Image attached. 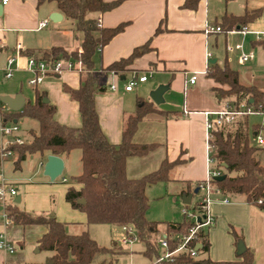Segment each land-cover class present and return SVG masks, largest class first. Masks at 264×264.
<instances>
[{
  "label": "crops",
  "instance_id": "1",
  "mask_svg": "<svg viewBox=\"0 0 264 264\" xmlns=\"http://www.w3.org/2000/svg\"><path fill=\"white\" fill-rule=\"evenodd\" d=\"M222 1L198 0L194 7H188L185 6L186 0H124L108 12L90 15L97 20L98 26L102 28H112L120 23H127L125 29L114 36L103 48L97 50L93 58V73L98 76L99 87L103 88L94 96L102 133L110 144H119L123 117L134 113L136 100L140 98L152 102L150 95L158 88L165 87L162 95L163 102L159 105L154 104V106L160 111L168 112V115L150 114L146 116L138 124L132 139L136 144H156L157 147L146 156L129 157L126 161V176L130 179H137L155 171L164 159L171 162L180 158L184 163L170 170V180L167 183L172 184L173 195L180 201L182 196L190 194V204L193 203L194 198L198 200L201 197L200 191L194 193L197 185L205 181L210 172H221L215 167L214 161H208L206 152L203 112L219 110L225 106V103L213 91L218 85L206 75L208 66L211 64L210 61L215 60L214 64L220 68L227 64L228 67L235 70L241 85L264 89V47L258 44L264 37L261 40H256L250 33H240L241 37H252L248 41L249 45L243 47V44L239 43L241 37L235 34L236 31L238 32V28L224 32V42L230 41L241 46L240 49H236L235 45L232 50L240 53L239 60L241 62H250L249 67L245 69L239 66L233 56L227 54L220 62L216 58L211 44L213 39L216 45V35L219 33L206 34L204 32L206 24L219 26L217 22L224 15L240 16L245 11L262 7L264 0H256L255 5L258 6L255 7L246 4L240 14L231 12L232 10H228V7L223 8ZM0 6V96L14 97L20 94L24 99V104L26 102L34 103L37 92L45 93L47 102L56 109L55 120L68 127H79L78 105L70 95L62 92L61 88L62 84H65L76 89L80 83L79 73L68 71L56 76H47L41 84L36 87L31 86L28 84V80L32 75L26 70L28 57L22 52L36 53L51 47L77 51L81 46V35L77 34L74 37L71 21L65 18L54 3L45 2L38 5L36 0H8L5 5L0 3ZM54 12L61 14L60 21L52 22L49 19V16ZM42 22H46V25L40 26ZM157 28L160 29V32L154 34ZM232 36L235 37L234 40H232ZM147 41L150 43V51L134 60L123 74L104 71L113 62L127 58L136 47ZM17 45H20L18 55L16 54ZM242 53L252 54L253 57L242 61ZM16 55L18 56V67L12 77L7 79L4 72L6 61L9 57ZM193 74L197 75V79L194 84H190L188 80ZM133 75L146 76L147 79L144 82H137L131 91H125L126 82ZM2 80L9 82L6 83ZM181 91L184 94L179 104L175 101V97L182 94ZM186 91L190 93L189 98ZM0 107L2 111H9L3 113L0 111L1 122L8 123L4 120L3 114H9L12 111L1 102ZM241 119L243 117L238 118L235 123L225 128L230 130L236 128ZM17 122L18 120L13 121L16 124ZM255 133L258 132H253V135ZM17 136L22 141L24 140L19 133ZM9 139V141L12 140ZM9 141H5V144L0 148H4ZM76 150L58 156L62 159L64 168L67 159ZM78 152L77 157L80 161L81 152L79 150ZM48 155H50L48 152L40 155L43 158L39 163L42 171ZM46 182H51L48 177L40 184L46 185ZM32 186L36 188L37 185L32 183ZM70 186L76 190L80 188V185L71 183L63 191V196ZM27 187L29 188L28 185ZM13 189L15 188L13 187ZM7 197L8 201L12 198ZM17 197L21 202V197ZM68 207L70 210H75L69 204ZM208 212L214 219V225L208 231L209 249L202 256V261H208L206 264L241 261V254H237L238 242L235 243L229 232L232 227L241 237L240 241L243 243L245 251L249 249L252 252L254 264H264V211L247 204L242 195H224L212 190ZM37 213L47 215L50 212L38 211ZM1 214L2 209L0 210ZM53 215L60 222L64 219L60 218L59 214L53 213ZM76 221H79L81 228L79 230L70 229L66 232L76 234L86 230L88 225L85 220L68 219H65L64 222L65 229L68 224H73ZM5 226V231L10 234L5 233V237L12 245L13 251L0 250V264H11L7 262L10 261V258L6 254L15 252L14 243L21 247L24 246V242L20 243L14 240L13 231L17 228H21L23 233L26 230H33L37 233L34 245L36 246L35 252H38L37 241L46 232L44 226L10 224ZM199 255L200 253L196 259Z\"/></svg>",
  "mask_w": 264,
  "mask_h": 264
},
{
  "label": "trees",
  "instance_id": "2",
  "mask_svg": "<svg viewBox=\"0 0 264 264\" xmlns=\"http://www.w3.org/2000/svg\"><path fill=\"white\" fill-rule=\"evenodd\" d=\"M38 5L45 2L54 3L56 8L72 23L73 35L82 37L81 53L75 50L66 51L60 47L47 50L22 52L23 55L33 56L45 62L60 57L68 60L83 62L85 68L79 73V86L72 89L62 84V92L70 95L78 105L80 126L77 128L59 124L55 118L56 109L53 105L43 102L45 93H36L34 103L26 102L21 110L3 114L5 121L13 122L21 118H28L38 123L37 131H30V140L22 143L9 141L4 148H0V165L5 154H12L16 158L14 165L18 168L20 162L28 155L44 154L55 156L66 155L72 150L81 152V173L72 179V183L80 185L79 189L68 187L64 199L72 209L84 212L86 225L111 224L118 227L131 226L136 233L137 240L144 244L143 255L149 259L158 258L159 224L146 219L148 200L146 187L168 182L169 172L174 167L184 163L180 158L174 161L164 159L159 167L137 179L126 176V161L129 157H143L153 151L156 144H136L132 141L138 124L148 115L167 116L168 112L156 109L153 102L140 98L136 100L134 113L123 117L121 141L117 145L110 144L102 133L95 108V93L102 91L99 87L98 76L93 73V58L97 50L103 48L110 40L121 33L127 23H120L116 27L102 28L92 14L108 12L124 0H36ZM198 0H186L185 6L194 7ZM264 11V4L257 9L245 11L240 16L224 15L218 23L222 32L234 28L246 27L257 20ZM157 28L154 34H158ZM258 44L264 47V39ZM150 51V43L136 47L124 59L107 66L106 72H120L134 60ZM218 87L214 92L227 106L233 108L241 104L251 106L254 110L264 111V89L255 86H243L239 83L238 73L225 64L222 68L210 64L206 71ZM251 101V103H249ZM254 132H258L254 128ZM251 138L247 117L238 121L233 131L220 128L211 132L209 145L210 158L215 167L220 169L223 179L211 178L209 184L212 190L224 195H242L245 202L264 211V166L254 157L257 148L250 144ZM225 164V168L222 165ZM234 174V176H232ZM203 183V182H202ZM199 183L196 188L199 191ZM83 199V204L77 201ZM260 201V202H258ZM187 206V205H186ZM199 203L193 205L197 210ZM188 207V206H187ZM5 219L10 225H41L46 232L38 239V251L49 253L45 264H91L100 255L116 253L113 248L98 245L86 230L78 234L66 232L65 223L58 221L53 214H32L20 210L15 202H4ZM192 221L183 219L181 223H166L162 234L169 238V249L175 248L181 236L187 235ZM230 234L235 243L241 237L230 227ZM208 231L200 230L197 234L202 245L200 254H206L209 249ZM241 261L235 264H252L253 256L249 249L241 254ZM206 260L191 259L186 255L176 257L172 262L160 261L154 264H198ZM104 263V261L102 262ZM110 263V261L108 262Z\"/></svg>",
  "mask_w": 264,
  "mask_h": 264
},
{
  "label": "rangeland",
  "instance_id": "3",
  "mask_svg": "<svg viewBox=\"0 0 264 264\" xmlns=\"http://www.w3.org/2000/svg\"><path fill=\"white\" fill-rule=\"evenodd\" d=\"M246 4L247 6L252 7L258 6L255 5L256 0H223L221 6L223 8L228 7V10H232L231 12L240 14L241 12H243L244 6H246ZM220 21H218L217 23H219ZM246 29L249 32L260 33L262 37H264V11L257 20H255L251 24H248L246 26ZM224 34V32H220L216 35V45L213 42V39L211 41L216 58L221 62L224 60L226 54L228 56H233L237 60L239 66L247 69L250 62H241L239 60L240 53L238 51L232 50L238 43L230 41L224 42ZM235 34H238L239 37H241L240 32L236 31ZM234 39L235 37L232 36V40ZM240 39L241 41L238 42L242 43L243 47H245L249 45L248 41L252 39V37L242 36ZM253 53L255 54V52ZM5 81L6 80H4L3 82ZM7 82L9 81H6V83ZM180 93L182 94L175 97V101L179 104L181 103V98L183 97L182 95L184 94V92L181 91ZM186 94L189 98L190 93L186 91ZM0 111H2V109H0ZM4 111L9 112L6 110ZM4 111H2L1 113H3ZM10 123L11 122L8 121L7 124ZM247 123L251 138L250 144L257 148L254 153V157L262 166H264V146H258L254 142H252V138H254V128H257L258 134L264 138V113H255L247 116ZM17 125L19 127L18 133L22 138H24V140H30V135H28L30 130H38V123L31 119L21 118L18 120ZM234 129L229 130L233 131ZM9 140V137L0 138V147L5 144V141ZM77 153H79L78 150L73 152L67 159L65 168L63 167L64 169L61 175L54 182H46V185L40 184L41 181L46 180V177L43 175L42 168L39 165L41 160H43L40 154L28 155L24 161L20 162L18 168H16L14 165V161L16 159L14 155L5 154L0 165L1 183L12 188L14 187L16 189V195L9 201L8 197H5V202H14V199L17 196H20L21 202L16 203V206L20 210L32 214H40L37 213L38 211L50 212L49 214L54 213L55 215L59 214L60 218H64L62 219L63 223L65 222V219L86 221L85 213L79 210H70L63 196V191L69 184L72 183V179L81 173V163L79 161V158L77 157ZM232 176H234V174H232ZM32 183L37 185L36 188L32 186ZM27 185L29 186V188L27 187ZM172 189L173 186L171 183L160 182L146 187L145 190L148 200V209L145 213V217L150 222L160 223L159 238L161 236V232L164 230L166 223H181L184 219V216L182 215L183 204L178 197H174ZM199 200L200 198L198 200L194 198L193 203L188 205L187 209L189 211H192L193 205ZM46 207L48 208L45 209ZM1 209L2 206L0 205V210ZM0 220V234L10 235L7 231H5L6 223L1 215ZM80 228L81 225L79 224V221H76L73 224H68L66 227V231L70 229L79 230ZM86 231L90 238H92L98 245L102 247L111 249L114 247V244L116 245V253L114 255L107 254L97 256L91 264H153L156 261L155 257L149 259L143 255L144 244L137 239L132 243H127L124 245L121 244V239L124 237V233L122 232L121 227L111 224H89L86 228ZM13 232L14 240L19 241L20 243L24 242V246L21 247L20 245L14 243L13 245L15 252L13 254H6V256H9L8 258H10V261L7 262L11 264H45V260L49 253L45 251H38L37 253L35 252L36 246L34 244L37 233L33 230H26L23 233L21 228H17V230H14ZM133 235H135L134 229ZM157 251L159 255L162 254V249L159 245ZM203 255L204 254H200L197 260L202 261ZM103 261L104 263H102ZM109 261L110 263H108ZM235 263L236 262H216L211 264ZM198 264H206V262H200Z\"/></svg>",
  "mask_w": 264,
  "mask_h": 264
},
{
  "label": "built area",
  "instance_id": "4",
  "mask_svg": "<svg viewBox=\"0 0 264 264\" xmlns=\"http://www.w3.org/2000/svg\"><path fill=\"white\" fill-rule=\"evenodd\" d=\"M8 0H0L2 5H5ZM46 22L40 23V26H45ZM204 32L206 34H214L222 32L219 26L206 24ZM238 32L242 34L250 33L254 35L256 40H261L262 35L257 32H249L246 27L238 28ZM236 49H240V45H236ZM20 50V45L16 46V54L18 55ZM77 53H81V49L77 50ZM11 56L7 59L6 65L4 68L5 78L9 79L12 77L13 73L16 71L17 65V57ZM253 57L252 54H241V60L247 61ZM85 66L82 61L77 60H68L64 58H56L53 61L45 62L42 60H37L33 56H30L26 59V70L31 73L32 77L28 80V84L36 87L41 84L43 80L47 76H56L60 75L63 72L73 71L80 73L84 70ZM147 77L142 76L139 77L137 75H133L131 79H129L124 89L125 91H131L137 82L146 81ZM197 79V75L193 74L190 76L188 82L190 84H194ZM113 88V87H112ZM264 113L262 110H254L251 106L246 104H241L237 108H233L231 106L225 105L223 108L215 111H205L203 112L204 117V131H205V140H206V152L208 161L211 162L210 154L211 147L209 145V141L211 139V132L232 125L235 121L240 117H247L252 114ZM19 132V127L16 123L11 122L7 124L6 122L0 123V138L9 137L16 143H22V139L17 136ZM252 141L258 146H264V138L255 133L253 135ZM8 143V142H7ZM220 176V172L212 171L210 172L208 178L203 181L199 185V191L201 192L200 200L198 201L199 206L197 210L189 211L187 206L183 204L182 215L185 219L192 221V226L190 227L187 235L181 236L179 241L177 242L174 249H169V238L166 234H162L159 238L158 244L162 249V254L158 256L155 262L167 261L172 262L176 257L181 255H186L191 259H196L199 254L202 245L198 240L197 234L200 230H209L214 225V219L208 212V204H209V196L212 192V188L209 184L211 178ZM16 195L15 189L10 186L4 185L1 183L0 179V205L2 206V214L1 217L8 224L5 219V212L3 210V204L5 202V197H14ZM260 202V201H258ZM122 232L124 233V237L121 239V244L132 243L137 239L136 233L133 235V228L131 226H122ZM200 245V247H198ZM0 250H7L9 252L13 251L12 245L8 242L5 235H0ZM154 264V263H153Z\"/></svg>",
  "mask_w": 264,
  "mask_h": 264
},
{
  "label": "water",
  "instance_id": "5",
  "mask_svg": "<svg viewBox=\"0 0 264 264\" xmlns=\"http://www.w3.org/2000/svg\"><path fill=\"white\" fill-rule=\"evenodd\" d=\"M0 8H1V6H0ZM61 18H62V16L58 12H54L49 16V19L52 22H58L61 20ZM210 63L214 64L215 60H211ZM164 91H165V87H160L150 95V99L155 105H159L163 102L162 95H163ZM0 102L4 106H6L9 110L17 111L22 107L24 99L20 94H17L14 97L0 96ZM43 102L47 103V100L44 98ZM249 103H251V101H249ZM63 166H64L63 161L60 157L50 154L46 157V162H45L44 167H43V175L48 177L51 182H54L61 175L62 170H63ZM222 167L225 168L226 167L225 164H223ZM214 178L217 180H221L224 178V176L220 175V176H217ZM197 192H198V188H195L194 193H197ZM19 201H20V198L17 197L15 200V203H19ZM181 202L184 205H187V206L190 205L191 195L189 194L187 196H182ZM77 203L83 204L84 200L79 199L77 201ZM198 247H200V245H198ZM244 251H245L244 245L241 241H239L237 244V254L240 255Z\"/></svg>",
  "mask_w": 264,
  "mask_h": 264
}]
</instances>
